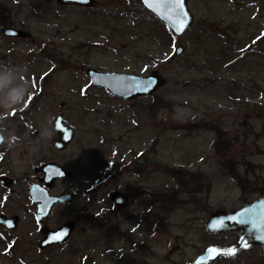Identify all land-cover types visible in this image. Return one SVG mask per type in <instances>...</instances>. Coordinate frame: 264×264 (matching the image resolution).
<instances>
[{"label":"rangeland","instance_id":"obj_1","mask_svg":"<svg viewBox=\"0 0 264 264\" xmlns=\"http://www.w3.org/2000/svg\"><path fill=\"white\" fill-rule=\"evenodd\" d=\"M92 2L0 0L12 20L0 25V176L12 181L0 185V214L19 218L14 231L0 227V264H264L259 246L242 247L236 232L205 230L213 212L264 195V0H188L194 21L179 37L138 0ZM8 27L30 37H4ZM90 68L156 71L163 81L150 96L124 100L92 87ZM58 114L75 132L63 152L52 145ZM186 121L204 127L189 131ZM205 123L225 132L227 148L216 151ZM49 162L72 174L49 193L73 199L39 225L27 191ZM171 170L198 173L201 191ZM116 191L129 199L123 207L109 200ZM170 191L180 205L136 201ZM66 223L67 242L38 248L41 226ZM209 248L221 251L199 262Z\"/></svg>","mask_w":264,"mask_h":264},{"label":"water","instance_id":"obj_2","mask_svg":"<svg viewBox=\"0 0 264 264\" xmlns=\"http://www.w3.org/2000/svg\"><path fill=\"white\" fill-rule=\"evenodd\" d=\"M57 5H77L83 7H91L94 2L92 0H55ZM141 6L149 11L152 16L159 20L165 27L174 35V37L182 36L184 33L190 31L193 24L194 17L188 8V0H183V10L180 15L176 13L171 14L170 20L162 19L157 12H154L151 8L144 3V0H138ZM165 14H168L167 8L161 9ZM177 28L182 30L177 31ZM4 37L9 38H29L30 35L26 32L9 27L3 30ZM184 52L182 46L175 48L174 56H179ZM89 77L92 87L101 88L106 93L113 95L124 100H131L141 96H150L157 88L162 84L156 71H153L149 76H137L124 74L119 72H105L101 73L92 68L86 72ZM149 81L155 83L149 84ZM145 86L147 90H144ZM75 132L72 128L68 127L62 114L55 116L53 121V140L52 145L59 152H63L66 147L70 145ZM5 139V135L0 130V147ZM36 172L41 173L43 176L38 178L37 183L31 184L28 194L30 202L35 205L34 217L36 223L41 224L44 220L50 216V211L56 205L68 204L72 202L73 195L68 193H61L57 196H52L49 193V189L56 183L57 180H66L71 177V173L65 170L60 164L55 162H49L42 164L39 168L35 169ZM12 181L8 177L0 176V185L4 187L10 186ZM112 204L118 208L123 207L128 203V197L122 192L116 191L109 196ZM247 210V211H245ZM244 212L243 216L238 215ZM236 216L237 220H245L247 223H237L236 221L227 219L228 217ZM223 221V226L219 225V222ZM18 223V217L13 216L7 218L4 215H0V226L4 227L7 231L16 230ZM214 225H216L214 227ZM205 230L211 235H222L230 232H236L239 234L243 243L247 242L248 246H256L260 248V259L264 261V240L256 239L257 236H264V195L249 201L242 205L240 208L231 211L218 210L210 214L206 224ZM43 236L38 248L45 250L49 247L64 244L67 242L73 231L72 224L66 223L57 228L56 230H50L45 226H42L39 230ZM57 233H66L62 239L53 240L52 237ZM210 254L208 250L198 256V260L201 263L207 262Z\"/></svg>","mask_w":264,"mask_h":264},{"label":"trees","instance_id":"obj_3","mask_svg":"<svg viewBox=\"0 0 264 264\" xmlns=\"http://www.w3.org/2000/svg\"><path fill=\"white\" fill-rule=\"evenodd\" d=\"M11 17L9 15L4 16L3 14H0V25H6L8 26L11 23ZM34 100L32 101H27L24 100L23 103L24 105H28L31 107L32 103ZM204 123V122H202ZM180 126H183L184 128L186 127L187 129L192 130V128L197 129V128H201L204 126H201V124L197 121H194L192 123H190V121H186L183 124H181ZM205 126H208L207 123H205ZM207 128H211V130L216 134V143H215V148L216 151L220 150H224L225 148H227V146L229 145V143L224 140L225 139V132L223 130H221V128L219 126H211L210 125ZM229 167H231L232 169L230 171H232V175L235 177L237 175V177H239V172L238 171H234L235 169H233V166L231 163H229ZM184 170H171V172L169 171L170 174H172L174 176V179L176 180V182L178 184H181V186L186 185L185 181H190L192 182V184H194L197 187V190L195 192H200L201 191V187L203 185L202 183V179L199 176L198 173H187V172H183ZM185 180V181H184ZM241 180H239L238 182H240ZM246 181V179L244 180ZM247 183V181H246ZM185 187V186H184ZM178 192H174V191H170L169 194H167L165 197L163 194L161 193H146L144 197L140 196L138 194L137 196V202L139 203V205L141 206H147L150 204V206H153L155 203L156 204H161L164 206H177L181 204V200L178 199V196L176 195Z\"/></svg>","mask_w":264,"mask_h":264},{"label":"snow or ice","instance_id":"obj_4","mask_svg":"<svg viewBox=\"0 0 264 264\" xmlns=\"http://www.w3.org/2000/svg\"><path fill=\"white\" fill-rule=\"evenodd\" d=\"M144 3L147 4L149 8H151L154 12H157L158 15L161 16L162 19L170 20L171 14L176 13L177 15H180L183 10V0H144ZM167 8L168 14H165L164 11H161V9ZM177 31L182 30V28H177ZM155 83L154 81H149V84ZM35 87V85H34ZM144 90H147V87L145 86ZM247 211V210H245ZM238 215L243 216L244 212L239 213ZM227 219L236 221L237 223H247L245 220H237L236 216L228 217ZM223 221L219 222L220 226H223ZM216 225H214L215 227ZM63 235H66V233H57L55 234L52 239L53 240H59L63 238ZM256 239L258 240H264V236H257ZM242 247H248L247 242H244L242 244ZM221 250L215 249V248H209L208 252H217L219 253ZM228 254H234L235 249H227L224 250Z\"/></svg>","mask_w":264,"mask_h":264},{"label":"flooded vegetation","instance_id":"obj_5","mask_svg":"<svg viewBox=\"0 0 264 264\" xmlns=\"http://www.w3.org/2000/svg\"><path fill=\"white\" fill-rule=\"evenodd\" d=\"M62 193H64V192H62ZM61 194V193H60ZM59 195V194H58ZM128 202H129V199H128ZM113 206L114 207H116V208H118L117 206H115L114 204H113ZM13 217V216H12ZM18 223H19V218H18ZM17 224V223H16ZM18 225V224H17ZM1 229H4V228H1ZM16 229H17V227H16ZM5 230V229H4ZM9 232V231H8ZM12 248V247H11Z\"/></svg>","mask_w":264,"mask_h":264}]
</instances>
